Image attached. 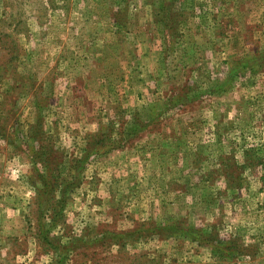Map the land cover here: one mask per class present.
<instances>
[{
	"label": "rangeland",
	"instance_id": "374dc122",
	"mask_svg": "<svg viewBox=\"0 0 264 264\" xmlns=\"http://www.w3.org/2000/svg\"><path fill=\"white\" fill-rule=\"evenodd\" d=\"M0 264H264V0H0Z\"/></svg>",
	"mask_w": 264,
	"mask_h": 264
},
{
	"label": "crops",
	"instance_id": "0c3cea01",
	"mask_svg": "<svg viewBox=\"0 0 264 264\" xmlns=\"http://www.w3.org/2000/svg\"><path fill=\"white\" fill-rule=\"evenodd\" d=\"M138 47H139V45H138ZM178 68V67H177ZM180 69V68H179ZM175 73H177V72H175Z\"/></svg>",
	"mask_w": 264,
	"mask_h": 264
}]
</instances>
